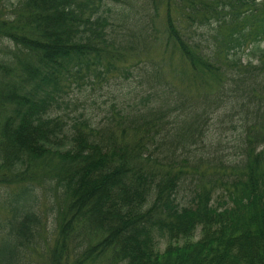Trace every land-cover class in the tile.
Listing matches in <instances>:
<instances>
[{
  "label": "trees",
  "instance_id": "16d2710c",
  "mask_svg": "<svg viewBox=\"0 0 264 264\" xmlns=\"http://www.w3.org/2000/svg\"><path fill=\"white\" fill-rule=\"evenodd\" d=\"M115 1L0 0V264H264V0H166L163 53L201 93L187 116L206 125L224 109L212 119L242 128L240 158L201 171L191 148L208 142L203 125L156 129L176 110L169 85L145 111L116 113L119 135L54 113L72 74L118 70ZM156 144L163 159L149 154ZM188 176L202 183L180 207ZM41 187L62 197L51 233Z\"/></svg>",
  "mask_w": 264,
  "mask_h": 264
},
{
  "label": "rangeland",
  "instance_id": "374dc122",
  "mask_svg": "<svg viewBox=\"0 0 264 264\" xmlns=\"http://www.w3.org/2000/svg\"><path fill=\"white\" fill-rule=\"evenodd\" d=\"M1 1L6 6L11 2V0ZM156 3L157 13L153 8L152 0H117L108 4L107 17L111 22V38L118 54L116 57H119L114 62L118 70H111L108 73L101 70L102 77L95 76L92 71L84 70L83 77L72 74L62 88V99L58 107L54 108V113L62 117L68 125L74 120L85 117L91 119L94 126H110L119 135V129L115 124L116 113L122 112L126 116L130 112L145 111V105L150 104V99L158 95L162 96L163 90L168 89L166 85H169V91H172V88L176 91L174 102L169 105L176 107V110L172 116L161 119L163 126L156 128L159 130V135H165L166 131L174 133L179 128H182L183 132L192 133L195 128L203 125L208 132L206 139L208 142L206 144L200 142L191 148L192 153H196V158L201 155L205 158L200 159L199 164L196 163L200 166V171L205 170V165L202 166L204 163H208L209 168H212L219 163L225 164L239 159L242 151L239 149L238 133H241L242 128L238 126L237 130L231 129L229 118H225L222 124L220 118L212 119L224 109L209 115L206 125L201 122L196 124L197 118L193 120L190 115L187 116L188 110L196 105L190 102V99L197 101L201 93L187 86L190 83L187 77H182L180 74L178 59L176 57L170 59L168 54L163 53L161 43L166 0H157ZM199 36L198 32L196 38ZM260 49L264 50V42L260 45ZM256 57V55H243L242 63L250 62L255 65ZM214 108L215 106H210L202 110L201 115L204 111L209 114ZM232 118L233 123L238 125L239 116H236L235 112H232ZM150 153L152 158L163 159L162 148L157 144L150 147ZM46 170L49 169L32 165L30 172H34L39 177ZM200 183L202 182H199L196 176L183 178L176 196L180 207L190 205L196 187ZM61 198L58 189L41 187L38 191L37 214L41 216L44 232L51 233L54 229L55 215L60 207ZM5 214L0 211L2 219ZM34 262H36L35 258ZM39 264H41L40 260Z\"/></svg>",
  "mask_w": 264,
  "mask_h": 264
}]
</instances>
